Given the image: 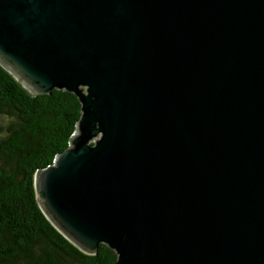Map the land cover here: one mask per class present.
<instances>
[{"label":"water","instance_id":"95a60500","mask_svg":"<svg viewBox=\"0 0 264 264\" xmlns=\"http://www.w3.org/2000/svg\"><path fill=\"white\" fill-rule=\"evenodd\" d=\"M0 64L74 93L39 206L116 264H264V0H0Z\"/></svg>","mask_w":264,"mask_h":264},{"label":"trees","instance_id":"16d2710c","mask_svg":"<svg viewBox=\"0 0 264 264\" xmlns=\"http://www.w3.org/2000/svg\"><path fill=\"white\" fill-rule=\"evenodd\" d=\"M80 116L74 93L32 94L0 64V264H116L106 244L96 254L73 244L37 200L36 171L69 146Z\"/></svg>","mask_w":264,"mask_h":264}]
</instances>
